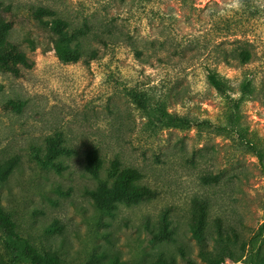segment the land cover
<instances>
[{
	"label": "rangeland",
	"instance_id": "rangeland-1",
	"mask_svg": "<svg viewBox=\"0 0 264 264\" xmlns=\"http://www.w3.org/2000/svg\"><path fill=\"white\" fill-rule=\"evenodd\" d=\"M3 1L15 18L0 48L32 61L0 64V204L21 235L67 264L264 260V0ZM34 5L115 39L80 37L82 57L64 61ZM134 91L193 124L154 128ZM52 137L62 150L50 164ZM114 159L139 168L152 193L106 212L96 202ZM164 215L171 237H160Z\"/></svg>",
	"mask_w": 264,
	"mask_h": 264
},
{
	"label": "trees",
	"instance_id": "trees-1",
	"mask_svg": "<svg viewBox=\"0 0 264 264\" xmlns=\"http://www.w3.org/2000/svg\"><path fill=\"white\" fill-rule=\"evenodd\" d=\"M34 18L38 21L41 27L50 32L53 38L54 46L57 55L64 61H78L83 55L82 41L80 37L85 38L86 35L92 34L96 39L102 40L106 44L107 39H115L113 36H104L99 31H92L88 24L83 26H76L74 23L61 15L56 9L46 5H34L31 7ZM48 16V17H47ZM14 12L9 4H5L3 0H0V39H2L6 31L11 27L14 20ZM102 35V36H101ZM102 37V39H101ZM77 40L75 44H72L74 40ZM28 40L32 42V39L28 37ZM5 42L0 43L3 46ZM7 44V42H6ZM96 50L93 51L92 56L96 57ZM247 56H249L247 54ZM243 61L247 62V58H243ZM23 64L25 66H32V61L27 55L26 51L22 47H3L0 48V64L8 67L9 69H16L17 64ZM208 80L216 88L225 87V80L223 77L215 71H209L207 73ZM132 97L140 108H142L148 116L150 124L155 127H183L191 126L193 121L187 117L173 115L166 110L162 102L152 103L149 95L145 92H132ZM18 109L22 106L16 102L11 101L9 103ZM60 137L49 139V154L48 161L52 162L49 157L56 156L62 150V146L59 144ZM91 159L94 161V168L91 170L95 176L100 175V168L104 166V160L102 156L96 151L94 154H90ZM47 159V158H46ZM113 168L109 173V179L102 182L100 195L97 196V206L100 210L111 212V208L115 207L118 202H137L140 197H149L152 193L151 188L141 182L144 177L143 172L136 167L124 164L119 159H114ZM199 202V201H198ZM201 213L196 226H192L194 235L198 238L202 234V226L205 222V204L199 202ZM164 226L161 228L160 237H171V230H168V220L166 216L163 218ZM17 223L15 222L11 212L7 211L5 207L0 204V229L4 233L5 248L9 254V264H21L25 261L29 264H67L63 262L56 255L51 253H45L40 251L30 240L19 233L17 230ZM154 264H173L165 259H160ZM187 264H195L187 259ZM248 264H264V260L250 261Z\"/></svg>",
	"mask_w": 264,
	"mask_h": 264
}]
</instances>
